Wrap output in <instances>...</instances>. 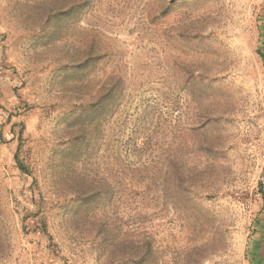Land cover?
I'll list each match as a JSON object with an SVG mask.
<instances>
[{"label": "rangeland", "instance_id": "obj_1", "mask_svg": "<svg viewBox=\"0 0 264 264\" xmlns=\"http://www.w3.org/2000/svg\"><path fill=\"white\" fill-rule=\"evenodd\" d=\"M91 36L113 55L87 71ZM112 70L125 94L103 138L88 88ZM96 219L143 264L264 260V0H0V264L136 257Z\"/></svg>", "mask_w": 264, "mask_h": 264}, {"label": "trees", "instance_id": "obj_2", "mask_svg": "<svg viewBox=\"0 0 264 264\" xmlns=\"http://www.w3.org/2000/svg\"><path fill=\"white\" fill-rule=\"evenodd\" d=\"M164 6L162 5H153L150 14H152V18L157 22L164 11ZM74 9V6H73ZM100 42V44H99ZM104 45V47H103ZM86 70L91 71L95 64L100 62L101 60H107L112 57L113 51L105 44H102L101 40L98 41V45L96 46V40L94 37H90L89 43L87 45L86 50ZM98 85V84H97ZM96 91L95 85L92 83L89 84V119L91 125L94 123L95 114H99V123L100 128L102 129V133H104V137L108 134V128H110V120L112 119L113 109L115 105L118 103L120 99H123L125 94V88L123 83V78L115 71H110L107 75L104 76V79L97 86ZM15 161L22 172L26 171L25 166L22 162L15 157ZM173 175L176 180L181 183L182 188H184V193H189L193 188V180L196 177L195 171L193 169L181 168L178 164L173 163ZM111 174V173H110ZM102 181V183L95 185L93 182L88 181L86 193V199L89 202L102 203L106 202L108 197L112 196L113 186L110 180H113V175H110ZM155 175V177H154ZM149 177V178H148ZM144 178L150 179L152 184L156 181V174L152 173L150 176H145ZM145 181V180H144ZM143 181V182H144ZM95 227H101L102 234L106 240L110 242L113 250L120 251L122 253V258H125L128 254H133L135 258L126 259L125 264L135 263V264H143L145 259H147L146 253L144 252V247H139L135 245L133 242L122 241L121 238L117 236V227L113 222H109L106 219L97 220L92 223ZM43 232L46 233V229H43ZM253 252V260L252 264H264V260L260 258L259 248H256ZM116 253V252H112Z\"/></svg>", "mask_w": 264, "mask_h": 264}]
</instances>
